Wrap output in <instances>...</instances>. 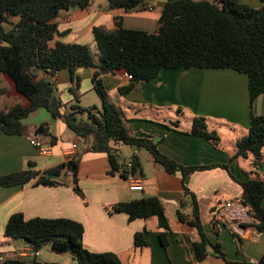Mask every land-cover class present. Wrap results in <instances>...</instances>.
Wrapping results in <instances>:
<instances>
[{
	"label": "crops",
	"instance_id": "obj_1",
	"mask_svg": "<svg viewBox=\"0 0 264 264\" xmlns=\"http://www.w3.org/2000/svg\"><path fill=\"white\" fill-rule=\"evenodd\" d=\"M239 1L255 9L262 7L260 0ZM166 2L146 0L144 6L132 11H110L107 0H94L87 9L63 11L54 21L59 35L52 45L57 42L87 45L92 51L97 48L93 29L104 26L113 30L117 18L122 19L126 29L156 33ZM148 5L154 6V10L148 11ZM69 16L71 22L67 19ZM11 22L17 23L18 18ZM96 72L97 69L82 67L74 73L63 69L55 75L47 72H38V75L55 85L56 95L65 106L62 113L67 114L77 104L76 98L83 109L101 108L95 90ZM125 73L120 70L99 79L110 101L128 120L134 136H148L159 142L160 152L181 167L228 165V169L195 171L184 182L180 168L170 174L146 149L128 146L129 149L122 150L116 144L123 162L129 163L135 157L141 164L142 171L137 177L143 181L144 190L131 191L128 181L119 173L110 174L106 153L89 150L91 140L77 136L62 119H53L47 110H37L23 120L27 135L0 133V176L25 171L31 162L36 164L37 171L45 172L67 162L75 149H82L78 179L84 197L76 194L72 178L66 172L56 178L59 184L54 187L35 185V182L24 187H0V255L8 260L18 258L25 264H79L70 254L55 253L50 247L39 251L36 258L21 257L22 252L32 247L23 240L6 238L5 228L12 215L22 213L26 220L69 219L81 223L85 229L83 246L93 253L116 254L122 264H226L212 246L206 258L197 262L193 244L200 242L201 237L188 224L193 220V208L185 196L187 186L199 202L201 222L211 244L217 245L228 261L258 263L264 255V233L251 226L249 216H238L235 207L242 195L240 183L255 177L264 179V156L254 176H251L252 155L231 159L237 142L248 135L251 117L264 116V94L251 107L246 75L233 70L175 69L163 70L154 80L140 82L131 92L122 95L120 89L130 83ZM17 106L26 108L29 100L0 71V115ZM196 118H204L209 131L219 135V146L192 135ZM42 125L49 127V135L37 132ZM32 140L49 147V155H42L31 144ZM148 197L158 198L170 218L172 230L167 249L161 245L155 219L130 222L128 215L110 214L106 210L117 203ZM229 204L232 208H227ZM179 214L184 215L186 222L180 221ZM145 230L150 246L136 248L135 235Z\"/></svg>",
	"mask_w": 264,
	"mask_h": 264
},
{
	"label": "trees",
	"instance_id": "obj_2",
	"mask_svg": "<svg viewBox=\"0 0 264 264\" xmlns=\"http://www.w3.org/2000/svg\"><path fill=\"white\" fill-rule=\"evenodd\" d=\"M109 10L132 11L142 7L146 0H107ZM262 7L255 9L239 0H167L161 16L160 28L156 33L126 29L122 19H115V29L95 27L93 36L98 55H93L87 45L57 42L59 35L55 19L63 11L74 8L87 9L94 0H0V71L13 81L17 91L29 100V106L14 107L0 115V133L25 136L28 128L23 120L33 112L45 109L53 119H62L66 125L85 141L91 140L90 151L106 153L110 160L111 175L119 173L127 180L128 174L137 175L142 171L140 161L133 158L130 163L121 160L116 144L131 148H145L155 162L168 173L175 174L181 169L183 181L195 171L210 170L216 167L228 169V165L181 167L174 160L163 155L159 142L150 137L137 138L133 135L128 120L110 101L109 94L99 79L105 74L124 70L133 75V80L120 89L122 95L131 92L140 82H150L163 70L204 69L233 70L248 77L250 105L264 94V0ZM18 18L17 23L11 19ZM7 25L11 28L8 29ZM94 68L95 90L101 101L96 106L83 109L77 104L70 112L56 95L55 85L39 78L38 72L55 75L63 69L72 73L77 68ZM73 93L75 91L73 90ZM86 114L85 119L78 115ZM49 135V127L37 129ZM191 133L219 146L220 137L210 132L204 118L193 121ZM54 142V140H53ZM264 116H252L248 135L236 144V152L231 160L254 157L251 176L256 174L263 160ZM79 161H67L45 172L36 170L35 163L28 169L7 176H0V187H24L35 185L54 187L59 184L56 178L63 172L70 174L77 195L83 198L79 187ZM142 173V172H141ZM242 195L238 204L247 209L252 219L251 226L264 233V179L255 177L240 183ZM185 196L191 201L193 220L188 224L195 228L201 237L193 244L197 262H202L208 248L226 261V264H264V255L258 263L231 262L217 245L208 240L200 215L196 196L185 187ZM110 214L124 213L129 221L155 219L159 229L161 245L167 249L168 235L171 233L170 218L162 202L156 197L121 202L106 207ZM179 219L186 222L183 214ZM216 221L214 214L213 223ZM84 226L69 219L26 220L22 213L12 215L5 228V237L23 240L35 252L46 247L58 254H70L79 264H122L113 253H93L83 246ZM146 230L135 235L136 248L149 247L145 239ZM4 264H25L18 258L6 260Z\"/></svg>",
	"mask_w": 264,
	"mask_h": 264
},
{
	"label": "built area",
	"instance_id": "obj_3",
	"mask_svg": "<svg viewBox=\"0 0 264 264\" xmlns=\"http://www.w3.org/2000/svg\"><path fill=\"white\" fill-rule=\"evenodd\" d=\"M147 10L148 11H153L154 10V6L152 5H148L147 6ZM68 21L71 22L72 18L69 16L67 17ZM124 77L128 80L131 81L133 80V75H131L130 73L126 72ZM31 144L33 146H35L39 152L42 155H49L50 153V148L47 147L43 142L39 141V140H32ZM84 151L82 149H75L73 152L70 153L69 158L67 161H72V160H79L80 157L83 155ZM128 167L129 169L132 168V164L129 162L128 163ZM127 181L129 184V189L131 191H138V192H142L144 190V184L143 181L137 177V175H134L132 173L128 174L127 177ZM227 208H232V205L229 204L227 206ZM236 208V212L237 215L240 217H248V213H247V209L242 206V205H238L235 207ZM23 254L21 255V257L23 256L24 258L27 257H31V258H36L39 255V252H35L32 248L29 250H26L24 252H22ZM6 257L3 255H0V264H4L6 262Z\"/></svg>",
	"mask_w": 264,
	"mask_h": 264
},
{
	"label": "rangeland",
	"instance_id": "obj_4",
	"mask_svg": "<svg viewBox=\"0 0 264 264\" xmlns=\"http://www.w3.org/2000/svg\"><path fill=\"white\" fill-rule=\"evenodd\" d=\"M195 1H203V0H195ZM205 1H215V0H205ZM92 52L93 53H95V55L97 56L99 53H98V49L97 48H92ZM78 118L79 119H85L86 118V114H80V115H78ZM123 148L124 149H129V147L128 146H126V145H121V149L123 150ZM125 155V154H124ZM126 156V158H127V155H125ZM72 256V255H71Z\"/></svg>",
	"mask_w": 264,
	"mask_h": 264
},
{
	"label": "water",
	"instance_id": "obj_5",
	"mask_svg": "<svg viewBox=\"0 0 264 264\" xmlns=\"http://www.w3.org/2000/svg\"><path fill=\"white\" fill-rule=\"evenodd\" d=\"M139 148H135V150H138ZM143 149H145V148H143ZM32 262H29V264H31Z\"/></svg>",
	"mask_w": 264,
	"mask_h": 264
}]
</instances>
